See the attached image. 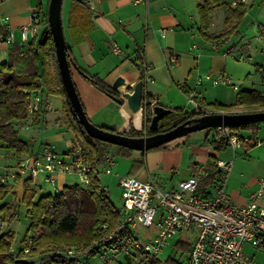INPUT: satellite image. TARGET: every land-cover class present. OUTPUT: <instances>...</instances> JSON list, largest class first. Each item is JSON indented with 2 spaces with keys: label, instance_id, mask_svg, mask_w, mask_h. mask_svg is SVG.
<instances>
[{
  "label": "crops",
  "instance_id": "0c3cea01",
  "mask_svg": "<svg viewBox=\"0 0 264 264\" xmlns=\"http://www.w3.org/2000/svg\"><path fill=\"white\" fill-rule=\"evenodd\" d=\"M202 1L204 0H63L62 20L67 46L75 60L72 64L83 68L91 75L102 78L111 86L118 77H128V85L118 88L121 97L125 92L131 91L134 84L143 76L144 91L152 95L157 104L167 108L191 109L189 96L192 92L197 97L204 98L210 106L214 102L229 104L221 93L211 95L208 92L214 84L211 78L206 76L216 77L231 73L229 64L236 57L226 55V50L232 46L231 43L226 49L225 45H214L205 41L200 35L198 4ZM225 1L228 3L227 0ZM49 4L50 0H2L0 34L11 30L14 40L0 43L1 61L9 58L14 46L20 45L25 49L36 35L42 34L47 27L45 16ZM214 8L210 33L219 34L213 30V27L222 29L219 21L213 19ZM36 15L40 18L38 31L35 34L30 32L28 40H24L22 26L34 21ZM116 46L119 47L118 50ZM138 55L141 57L138 63L144 66V72L134 61ZM73 68L80 79L79 83L74 82L92 122L117 131L126 130L127 122L130 128L132 125L137 128L134 118L126 115L125 107L132 111L127 103L123 105L118 103L88 81L74 65H72V71ZM147 77L150 79L147 80ZM199 77L203 78V82H197ZM208 93L210 97L206 96ZM45 103H48L50 107L47 108L45 104L42 111L33 114L31 122L40 123L45 119V125L48 127V116L53 107L48 97L45 98ZM59 117L60 114H55L51 119L59 121ZM263 123L243 127L244 134L251 136L257 134L262 142L237 150L235 164L228 181L230 197L237 205L243 206L256 200L260 206L264 207V191L259 193L260 178L264 175V135L261 130ZM55 128L62 130L58 126ZM60 135L59 133L47 135L45 142L37 149L30 144L33 154L42 152L46 144L59 141ZM205 135L206 132L201 136H195V139ZM31 138L33 137L23 139H29L30 143ZM69 147L70 145L63 151ZM115 149L116 147L113 146L107 152L116 159ZM5 150L15 153L0 140V153ZM9 152L4 154L6 159H9ZM119 155L130 161L127 173L140 180H147L151 175L157 176L166 188H177L180 180L195 174L198 165H204L208 171H212L218 158L229 159L233 157V152L230 148L220 151L210 146L206 153H202L195 152L192 145H180L147 152L130 149L127 153ZM2 156L3 154H0V157ZM115 166L116 164L112 167V172L108 174L115 178V184L121 188L118 174L113 173ZM97 170L98 174L105 171L104 155ZM210 180V177H205L201 181V193H205L206 189L211 191ZM40 181L44 180L40 178L32 182L34 184L30 183V187L36 194V187ZM11 184L13 191L22 199L25 182L18 179ZM66 184V175H58L56 184H51L53 190L49 193L60 192ZM102 185L105 192L109 194L110 183H102ZM140 230L142 231L143 228L137 229L139 235H144ZM149 230L155 231L156 228ZM257 249L251 243L245 244V251L255 259L254 251ZM92 254L96 253H87L78 261L73 260L72 264H89ZM126 263L128 261L119 262V264Z\"/></svg>",
  "mask_w": 264,
  "mask_h": 264
},
{
  "label": "built area",
  "instance_id": "2783aa9c",
  "mask_svg": "<svg viewBox=\"0 0 264 264\" xmlns=\"http://www.w3.org/2000/svg\"><path fill=\"white\" fill-rule=\"evenodd\" d=\"M227 1L232 7L247 2V0ZM1 3L2 0L0 5ZM39 20V16L36 15L34 21L22 26L24 40H28L30 32L35 34L38 31ZM13 40L14 34L11 30L0 34V43ZM262 41L264 45V35ZM118 49L119 47L116 46V50ZM235 49V46H230L226 55H232ZM206 77L211 78L214 85L231 83L227 75ZM197 82H203V78L199 77ZM45 104L47 108L50 107L44 102L40 91L32 92L29 96L30 115L42 111ZM189 104L191 108L201 113V116L225 112L214 109L204 98L197 97L193 92L189 96ZM156 105H158L157 101L153 99L150 104L153 114ZM146 110L147 106L142 104L141 124L137 126L139 130L144 128ZM27 123L28 121H21L18 126L25 128L28 126ZM243 127L221 125L211 128V138L216 141L225 140L228 148L233 152V157L218 158L212 171H208L204 165H198L195 174L180 180L177 188H166L162 180L153 175L147 180H140L129 173L118 174L123 199V206L119 208V223L115 230L95 243L98 248L91 246L92 250L93 248L97 250V253L103 250L102 264H114L120 255L130 258L126 264H153V260L168 245L169 240L179 232L190 233L187 264H261L245 251V244L251 243L255 248L264 247V207L256 200L243 206L237 205L228 191V181L235 164L237 150L246 148V144L249 146L262 142L257 134L255 136L244 134ZM130 129L129 127L126 131L129 132ZM14 157L16 158L14 168L8 167L0 173V181L3 183L16 179L34 182L41 178L54 185L58 175L78 173L84 186L88 187L91 184L93 169L81 145H73L60 152L54 143H48L38 154L18 157L15 153H10V158ZM104 163L105 171L111 173L116 159L110 152H106ZM205 177L211 179V191L206 189L205 193H201L200 184ZM263 191L264 175L260 178L259 193ZM107 227V224L103 225V228ZM153 227L156 230L147 236L141 233L140 236L139 230L137 231L138 228ZM35 244L36 236H27L23 243V252L31 253ZM12 249L14 257L18 258L19 249L16 246ZM87 250L64 246L58 252L69 260L78 261L88 253Z\"/></svg>",
  "mask_w": 264,
  "mask_h": 264
},
{
  "label": "trees",
  "instance_id": "16d2710c",
  "mask_svg": "<svg viewBox=\"0 0 264 264\" xmlns=\"http://www.w3.org/2000/svg\"><path fill=\"white\" fill-rule=\"evenodd\" d=\"M228 4L225 0H204L198 4L200 35L217 46L230 40L231 33L235 31L236 25L241 22L247 12V3H240L236 7ZM220 5L227 7V27L223 32L213 34L210 33L212 9ZM45 21L47 27L40 36L36 35L25 49L20 45L14 46L9 58L0 63V140L12 149L18 157L24 154H33L29 141L20 136L18 126L21 121L30 119L29 96L34 91H40L45 102V98L49 94L60 93L65 96L75 116L76 126L71 123L70 127L76 131L79 143L92 166L91 184L88 187L79 183L66 184L60 192L43 194L35 200V190L30 187L29 181L25 182L21 202L26 203L27 215L30 217L26 237L36 236V244L29 254L23 252L22 245L19 249L18 258L14 257L12 249L15 244V232L11 229L4 230L2 226H9L19 216L20 203H0V264H72L75 260L67 259L56 249L67 243L86 247L90 253H97L94 248H98V245L96 246L95 243L104 235L115 230L120 219L119 209L105 192L97 167L103 161V155L109 148L116 147L115 155L127 153L130 149L91 137L84 129L74 111L61 78L56 48L49 26L48 12ZM66 50L70 62L75 63L68 46ZM51 59L55 61L57 81L58 84L60 82L62 88H57L55 85L57 81L51 72ZM138 60H141L140 55L134 61L138 68L144 72V66L138 63ZM80 69L86 79L102 92L112 98L121 97L119 90L106 83L102 78L89 74L83 68ZM140 80L143 81V76ZM153 99L152 95L144 91L142 104L147 106L144 115V128L139 130L132 125L130 131L125 134L143 136L147 131L152 133L149 126L153 117L150 108ZM238 100L243 106L248 107L246 111L264 110V93L257 89L240 91ZM212 106L218 111L233 112V105L214 102ZM172 113L180 116L179 122H174ZM201 115L193 108H174L171 114L160 120L159 130H169L188 119L197 118ZM101 127L118 132L109 127ZM210 129H206V135L200 139H195V132H192L158 148L192 145L195 152L202 153H206L210 146L220 151L227 149L228 143L225 140L216 141L211 138ZM245 146L248 147L247 144ZM11 190L10 182L3 183L0 181V202L4 201ZM104 224H107L108 227L103 228ZM24 241L25 239L23 243ZM91 246H95L93 250ZM176 246L186 253L190 250V242L180 240ZM38 253L42 254L43 257L40 259L31 257ZM153 264H161L158 257L153 260Z\"/></svg>",
  "mask_w": 264,
  "mask_h": 264
},
{
  "label": "rangeland",
  "instance_id": "374dc122",
  "mask_svg": "<svg viewBox=\"0 0 264 264\" xmlns=\"http://www.w3.org/2000/svg\"><path fill=\"white\" fill-rule=\"evenodd\" d=\"M247 12L244 18L236 25L235 31L231 33L230 40L223 45L228 48L227 45L235 46L236 49L234 53L230 56H235L234 61L232 60L229 64L230 71L227 76L231 78L230 84L220 83L218 85H212L208 92L211 95H215V93H221L228 101L229 104L233 105V111H246L248 107L243 106L239 100V92L242 90H250L257 89L264 93V45L262 41V36L264 35V0H247ZM226 15L227 8L226 6H218L213 10V19L219 21V25L222 27L219 30L216 27H213L215 32L221 33L226 29ZM235 24V23H234ZM263 32V34H262ZM206 41V40H205ZM248 41L249 43H245ZM229 43V44H228ZM238 45L239 47H237ZM223 48V47H222ZM227 51V50H226ZM246 58V59H245ZM51 72L56 77L57 80V72L55 61L51 59ZM73 79L76 83H79V75L73 68ZM227 73V72H225ZM215 77V76H214ZM81 78V77H80ZM57 88H62L61 84L58 81L55 83ZM209 93L206 95L207 97ZM49 101L51 102V106L53 109L49 112L50 116L48 120V127L45 125V119H43L40 123H32L30 119H28V126L25 128L19 129V134L23 138H30V144L32 147L37 149L39 145L45 142V138L47 135L59 133L61 134V139L59 141H55L54 145L56 148L62 152L68 145H80L78 137L76 135V131L70 127L72 123L76 126L75 116L73 114L72 108L69 103H67L65 96L60 93H51L48 96ZM209 99V98H208ZM87 111V110H86ZM55 114H60L59 121L52 120ZM88 114V113H87ZM171 114V113H170ZM89 118L90 115L88 114ZM172 118L174 122L177 123L180 121V116L172 113ZM91 120V118H90ZM92 121V120H91ZM264 122V121H263ZM256 122V123H263ZM144 125L145 122L143 121ZM96 124V123H95ZM98 125V124H97ZM55 126L61 128L56 129ZM262 135H264V123L262 125ZM260 130V131H261ZM206 132V129L195 131V136H201ZM29 141V139H27ZM154 150V149H150ZM148 150V151H150ZM6 152V153H5ZM1 151L0 154H3L0 157V171L9 166V168H14L16 164V158H10L9 150ZM9 152V159L5 158V155ZM142 152V151H138ZM147 152V151H146ZM5 154V155H4ZM116 166L113 168L114 174H126L130 168V161L124 158L122 155H116ZM5 170V169H4ZM3 170V171H4ZM99 178L103 184L110 183V191L108 192L111 200L119 209L123 206L122 199V190L119 185L115 184V178L111 177L110 174L106 173L104 170L99 174ZM18 180V179H16ZM14 182L11 181L10 184ZM82 178L78 173H70L66 175V183L74 184L79 183L82 184ZM32 183V182H30ZM34 184V183H32ZM12 185V184H11ZM22 188V187H21ZM37 194L35 195V200L38 199L41 195L47 194L53 190V186L47 182L40 181L37 185ZM16 189V188H15ZM14 189L7 195V197L2 200L0 203L4 202H17L20 203V214L17 218H15L9 226L3 225L4 230L11 229L15 232V244L18 249H20L23 245V240L26 238L27 229L30 224V217L27 215V205L26 203L21 202V199L18 194H16ZM141 231V230H140ZM144 235L150 232H153L149 229H143L141 231ZM38 237V236H37ZM180 240L185 242H191L190 233L189 232H179L173 238L169 240L168 245L164 247L162 252L158 255V259L161 264H187L188 253L184 252L183 249L177 248L176 244ZM14 244V246H15ZM64 246H73L80 247L83 250H87L86 247L67 244L64 243L57 251L63 248ZM103 251V250H102ZM100 253L92 254L89 258V264H102L104 260V255ZM88 254H91L87 250ZM255 257L261 264H264V248H258L254 251ZM39 254V253H38ZM37 254V255H38ZM31 256L35 259L42 258V254L38 256ZM175 260H174V259ZM129 259V260H128ZM130 261V258L124 255H120L118 260L114 264L125 263Z\"/></svg>",
  "mask_w": 264,
  "mask_h": 264
},
{
  "label": "water",
  "instance_id": "95a60500",
  "mask_svg": "<svg viewBox=\"0 0 264 264\" xmlns=\"http://www.w3.org/2000/svg\"><path fill=\"white\" fill-rule=\"evenodd\" d=\"M62 5L63 0H50L48 9L49 26L53 35L60 74L66 93L79 118V121L91 137L112 143L114 145L124 146L131 150L146 152L150 149L158 148L161 145L167 144L178 137L198 130L213 128L221 125L239 127L264 121V110L217 112L214 114L188 119L169 130L158 132L149 136H130L125 134L127 132L126 130L115 132L95 124L90 120L88 114L86 113L73 79L72 65H74L81 73L82 70L77 65L72 64V62L68 59L66 50L67 42L62 20ZM127 79L128 77H118L114 82L113 87L118 90L120 86L128 85ZM143 96L144 84L142 80H138L134 84L131 91L125 92L123 97L114 99L122 105L127 103L133 112H137L139 110L141 111ZM172 111L173 109L167 108L164 105H156L154 107V114L149 128L153 131L158 130L160 120Z\"/></svg>",
  "mask_w": 264,
  "mask_h": 264
},
{
  "label": "bare ground",
  "instance_id": "6f19581e",
  "mask_svg": "<svg viewBox=\"0 0 264 264\" xmlns=\"http://www.w3.org/2000/svg\"><path fill=\"white\" fill-rule=\"evenodd\" d=\"M122 88H124V86ZM125 108H126V112H127L126 115L128 117H133L134 120H135L136 125L140 126V124H141V111L139 110L137 112H133V111H130L127 107H125ZM126 128H129V123L128 122L126 123Z\"/></svg>",
  "mask_w": 264,
  "mask_h": 264
},
{
  "label": "flooded vegetation",
  "instance_id": "af4514ba",
  "mask_svg": "<svg viewBox=\"0 0 264 264\" xmlns=\"http://www.w3.org/2000/svg\"><path fill=\"white\" fill-rule=\"evenodd\" d=\"M150 129V128H149ZM151 130V129H150ZM152 131V133H149V131H147L146 133H145V135H143V136H149V135H153V134H155V133H158V132H162V131H160L159 129L158 130H156V131H153V130H151Z\"/></svg>",
  "mask_w": 264,
  "mask_h": 264
}]
</instances>
